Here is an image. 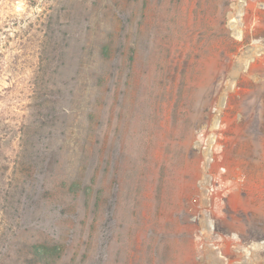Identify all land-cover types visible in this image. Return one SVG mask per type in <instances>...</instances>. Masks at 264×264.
Instances as JSON below:
<instances>
[{
    "label": "rangeland",
    "instance_id": "rangeland-1",
    "mask_svg": "<svg viewBox=\"0 0 264 264\" xmlns=\"http://www.w3.org/2000/svg\"><path fill=\"white\" fill-rule=\"evenodd\" d=\"M237 1L212 2L208 52L166 80L142 55L147 0H0V264H264L263 145L237 171L235 152L264 0L240 19Z\"/></svg>",
    "mask_w": 264,
    "mask_h": 264
},
{
    "label": "bare ground",
    "instance_id": "bare-ground-1",
    "mask_svg": "<svg viewBox=\"0 0 264 264\" xmlns=\"http://www.w3.org/2000/svg\"><path fill=\"white\" fill-rule=\"evenodd\" d=\"M180 1L181 0H176L175 3L172 2L170 8H168L169 6L165 5V3H162L160 5L161 2L157 3L156 0H147L145 4L143 3L144 6L146 5V3H148V5H151L150 8L152 9V11L149 12L147 16L145 13H143V16L141 18V29L139 30V34H140V41L143 42L142 55L143 57L149 58L147 61V63H149V67H147L149 74L155 75L157 77L156 68L159 67L161 69V74L163 75V78H165L166 80L170 75L173 74V72L175 73L177 71H180L185 75L188 74L189 69L187 67V64L189 62L190 65L194 64V59L198 55L200 54L204 55L206 52H208L207 39L211 37L207 35L210 30L208 31V28L204 29L203 25L206 22L205 19L207 14H208L207 19L211 18V20H213L214 18V12L212 10L213 7L212 2L214 0H190V1L187 0V3L189 2L191 3V7L189 9L186 7L184 8L183 7L184 4H182V2ZM244 6H245V0H239L237 1V3L234 4L235 12H237L239 19L241 17V13L243 12ZM218 9L220 13V11L222 10L221 5L219 6ZM231 15L232 16L230 20L233 21V17L235 18V15L234 13ZM259 17L264 19V13L262 12V14ZM219 20L221 21V18H219ZM208 25H209L208 27H212L215 30V32H217L215 37L219 38L224 33L222 29H221L222 31L217 29V27L213 25L212 21L209 22ZM210 33H212V31ZM257 52L259 54H264V47L261 48L260 46L259 47L251 46L248 49L246 48L243 51V55L241 56L240 61L237 64V67L238 65L242 66L247 59H250ZM186 61L189 62L186 63ZM145 66L147 65H144V67ZM239 71H240L239 68H235V70L230 75L229 81H231L234 77H236L239 74ZM229 81L227 82V85L229 84ZM247 86L249 87V89L245 90L242 88L240 90H236V110L238 109L241 112L240 118L242 122L240 125L241 128L238 129V133L236 136V151H235L236 171L237 168L240 169V167H242L243 164L248 159H252L255 162H261L259 161L261 155V151L258 148L259 145L262 144L264 149V81L257 85L252 84L251 82H247ZM199 93L200 91L195 90L193 92V96L200 95ZM178 106H179L178 113H180L182 116H184L187 119L191 120V116L193 114H196L195 108L193 110L187 106H184L183 103H179ZM173 108L175 109L176 107ZM145 114H146L145 111L143 112L141 108L140 125L141 128L143 129L147 128V119L144 118ZM180 114H178L177 124L174 126L170 125L171 128L168 126V131L166 132L167 134L168 133L173 134L174 138H182L183 136L187 139L188 132L184 130L185 126L182 125L183 123L181 124ZM227 115L229 116L230 113L228 112ZM158 127H159L158 121H155V123L151 126V128L154 129L156 128L158 129ZM165 146H166V142H165ZM170 146L172 147V145ZM262 152H263L262 157H264V151L262 150ZM253 168L255 169L254 166ZM245 179H248V176ZM166 191L168 194V190ZM163 206L161 205V207ZM172 212L174 213L175 211L173 210L171 211V213ZM162 235H163V230H162ZM245 250L247 252V249Z\"/></svg>",
    "mask_w": 264,
    "mask_h": 264
},
{
    "label": "trees",
    "instance_id": "trees-1",
    "mask_svg": "<svg viewBox=\"0 0 264 264\" xmlns=\"http://www.w3.org/2000/svg\"><path fill=\"white\" fill-rule=\"evenodd\" d=\"M35 254L38 255V256H42L45 254V250L47 249L45 245L43 244H38L36 247H35Z\"/></svg>",
    "mask_w": 264,
    "mask_h": 264
}]
</instances>
